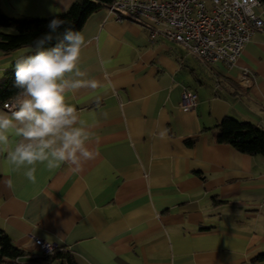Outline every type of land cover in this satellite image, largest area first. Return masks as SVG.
<instances>
[{
	"label": "crops",
	"instance_id": "crops-1",
	"mask_svg": "<svg viewBox=\"0 0 264 264\" xmlns=\"http://www.w3.org/2000/svg\"><path fill=\"white\" fill-rule=\"evenodd\" d=\"M75 1L0 0V9L50 17ZM256 11L264 19V7ZM81 33L79 67L98 86L70 92L66 102L91 125L96 157L79 172L37 164L32 183L0 152V230L26 252L16 264H68L42 257L34 237L77 264H264V155L217 141L227 116L264 130V27L233 67L152 41L144 21L116 20L107 6ZM29 54L0 52V82ZM245 69L250 83L242 82ZM186 90L198 97L188 111Z\"/></svg>",
	"mask_w": 264,
	"mask_h": 264
},
{
	"label": "clouds",
	"instance_id": "clouds-1",
	"mask_svg": "<svg viewBox=\"0 0 264 264\" xmlns=\"http://www.w3.org/2000/svg\"><path fill=\"white\" fill-rule=\"evenodd\" d=\"M64 25V20L52 18L48 30L33 40V54L15 63L18 92L14 104L0 111V152L7 153V164L25 169L32 183L37 164L50 172L67 164L79 172L84 162L96 157L88 147L91 125L66 102V95L98 85L84 80L86 73L79 67L84 35L70 27L60 33Z\"/></svg>",
	"mask_w": 264,
	"mask_h": 264
},
{
	"label": "built area",
	"instance_id": "built-area-1",
	"mask_svg": "<svg viewBox=\"0 0 264 264\" xmlns=\"http://www.w3.org/2000/svg\"><path fill=\"white\" fill-rule=\"evenodd\" d=\"M258 7H264V0H114L107 6L108 15L116 20L129 16L144 21L152 41L172 40L202 62H222L228 67L237 63L246 44L264 27ZM251 81V71L243 70L242 82ZM197 99L195 92L186 90L182 108L193 109ZM5 104L11 106L14 100L5 102L4 109ZM34 244L42 257L62 250L40 237H34ZM21 258L0 264H16Z\"/></svg>",
	"mask_w": 264,
	"mask_h": 264
},
{
	"label": "trees",
	"instance_id": "trees-1",
	"mask_svg": "<svg viewBox=\"0 0 264 264\" xmlns=\"http://www.w3.org/2000/svg\"><path fill=\"white\" fill-rule=\"evenodd\" d=\"M113 1L76 0L65 12L50 17H13L0 9V52L11 53L22 48L31 49L33 40L48 30L47 24L54 17L65 21V25L58 30L60 33L69 27L74 31L81 32L93 13L104 6H108ZM9 29H13V32ZM55 43L56 41H53V45ZM53 45H46V47ZM15 63L5 72L4 78L0 82V107L18 92L15 87ZM217 128L218 142L228 143L244 154L264 155V130L256 124L227 116ZM189 144H192V141ZM25 255L26 252L19 249L6 232L0 230V262L13 263L15 258H21ZM44 258H59L66 260L68 264H77L72 255L63 250Z\"/></svg>",
	"mask_w": 264,
	"mask_h": 264
},
{
	"label": "rangeland",
	"instance_id": "rangeland-1",
	"mask_svg": "<svg viewBox=\"0 0 264 264\" xmlns=\"http://www.w3.org/2000/svg\"><path fill=\"white\" fill-rule=\"evenodd\" d=\"M9 30H12V32H13V29H9Z\"/></svg>",
	"mask_w": 264,
	"mask_h": 264
}]
</instances>
